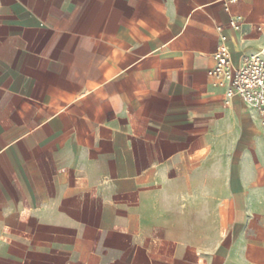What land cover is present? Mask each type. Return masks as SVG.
<instances>
[{
	"label": "crops",
	"instance_id": "0c3cea01",
	"mask_svg": "<svg viewBox=\"0 0 264 264\" xmlns=\"http://www.w3.org/2000/svg\"><path fill=\"white\" fill-rule=\"evenodd\" d=\"M223 1L0 0V264H264V131L207 76L264 0Z\"/></svg>",
	"mask_w": 264,
	"mask_h": 264
},
{
	"label": "built area",
	"instance_id": "2783aa9c",
	"mask_svg": "<svg viewBox=\"0 0 264 264\" xmlns=\"http://www.w3.org/2000/svg\"><path fill=\"white\" fill-rule=\"evenodd\" d=\"M236 0H224L226 12ZM228 27L233 32H240L242 26L237 18H231ZM218 42L213 54L214 66L207 71V76L215 87L224 91L225 104L233 98L241 100L257 115L264 131V50L244 57L238 66L230 61V51L224 29L218 28ZM260 31V28L258 29Z\"/></svg>",
	"mask_w": 264,
	"mask_h": 264
}]
</instances>
